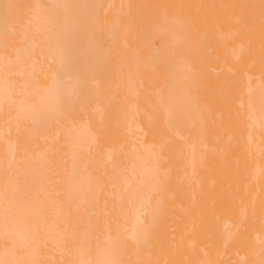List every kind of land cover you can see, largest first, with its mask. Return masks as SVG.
Returning a JSON list of instances; mask_svg holds the SVG:
<instances>
[{"label": "bare ground", "instance_id": "6f19581e", "mask_svg": "<svg viewBox=\"0 0 264 264\" xmlns=\"http://www.w3.org/2000/svg\"><path fill=\"white\" fill-rule=\"evenodd\" d=\"M0 261L264 264L261 0H0Z\"/></svg>", "mask_w": 264, "mask_h": 264}, {"label": "snow or ice", "instance_id": "6c2138e0", "mask_svg": "<svg viewBox=\"0 0 264 264\" xmlns=\"http://www.w3.org/2000/svg\"><path fill=\"white\" fill-rule=\"evenodd\" d=\"M3 7L5 9V15H7L8 14L7 10L12 9V8H16V7H18V5L6 4ZM261 8H262V10H264V0H261ZM0 264H4V261H0Z\"/></svg>", "mask_w": 264, "mask_h": 264}]
</instances>
